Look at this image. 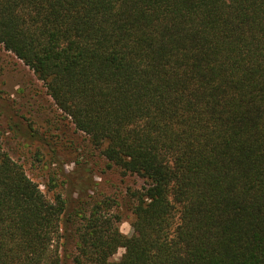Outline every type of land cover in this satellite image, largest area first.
I'll list each match as a JSON object with an SVG mask.
<instances>
[{"label": "trees", "instance_id": "16d2710c", "mask_svg": "<svg viewBox=\"0 0 264 264\" xmlns=\"http://www.w3.org/2000/svg\"><path fill=\"white\" fill-rule=\"evenodd\" d=\"M0 43L143 180L127 235L118 196L69 210L0 139V264H264V0H0Z\"/></svg>", "mask_w": 264, "mask_h": 264}, {"label": "rangeland", "instance_id": "374dc122", "mask_svg": "<svg viewBox=\"0 0 264 264\" xmlns=\"http://www.w3.org/2000/svg\"><path fill=\"white\" fill-rule=\"evenodd\" d=\"M0 139L48 197L60 192L69 199V210L88 213L92 195L118 196L123 214L120 229L132 235V214L121 197L128 186H140L143 180L110 167L92 148L87 134L78 131L71 117L57 106L45 83L1 43ZM59 170L64 175L57 174L59 185L55 187L51 175ZM116 209L113 204L111 210ZM123 251L119 248L113 258H120Z\"/></svg>", "mask_w": 264, "mask_h": 264}]
</instances>
